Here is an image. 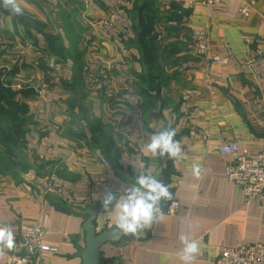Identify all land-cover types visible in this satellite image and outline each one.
Instances as JSON below:
<instances>
[{
	"label": "crops",
	"instance_id": "crops-1",
	"mask_svg": "<svg viewBox=\"0 0 264 264\" xmlns=\"http://www.w3.org/2000/svg\"><path fill=\"white\" fill-rule=\"evenodd\" d=\"M149 1L157 9L152 33L165 51L152 63L135 43L143 0H13L19 14L0 0V83L17 91L29 114V168L18 177L0 170V229L15 236L46 216L42 241L56 251L31 264H83L89 218L96 232L116 230L111 206L106 211L90 191L95 177L119 197L150 173L179 203L174 215L164 213L138 234L102 243L100 264H185V234L200 246L189 264H213L223 247L264 242V192L248 199L224 179L231 156L218 152L226 142L252 154L264 149V0ZM248 3L244 16L240 7ZM172 5L181 22L168 19ZM196 30L206 33L202 55L193 52ZM173 43L183 48L169 53ZM146 71L161 82L140 78ZM24 88L31 92L21 96ZM166 129L176 131L178 158L146 149ZM194 162L202 166L199 178L191 174ZM6 258L0 249V264Z\"/></svg>",
	"mask_w": 264,
	"mask_h": 264
},
{
	"label": "built area",
	"instance_id": "built-area-1",
	"mask_svg": "<svg viewBox=\"0 0 264 264\" xmlns=\"http://www.w3.org/2000/svg\"><path fill=\"white\" fill-rule=\"evenodd\" d=\"M84 3L88 0H82ZM220 0H205L207 5H213ZM250 3L243 4L240 12L244 16L250 13ZM206 33L203 30H196L193 33V52L199 55L207 51ZM213 62H224L219 56L212 57ZM248 66L253 64V59L247 61ZM102 76H107L104 71H100ZM37 95H41V90L35 88ZM196 136L203 133L196 132ZM218 152L231 156V162L225 166L224 179L235 184L241 193L248 199L258 197L264 192V149L257 153L239 150L235 142H226L219 146ZM58 190L60 185L57 184ZM90 191L98 193L101 200L105 193H114L112 186L101 177H95L91 180ZM179 208L177 200L172 199L163 209L168 215H174ZM46 216L42 219L27 225L19 227L17 235L13 236L14 243L8 247L0 243L7 258L2 264H31L36 258H43L44 252H54L55 247H50L43 243L45 232ZM203 252L206 248L201 249ZM213 264H264V242H243L237 246L223 247L215 255ZM120 264V263H119Z\"/></svg>",
	"mask_w": 264,
	"mask_h": 264
},
{
	"label": "clouds",
	"instance_id": "clouds-1",
	"mask_svg": "<svg viewBox=\"0 0 264 264\" xmlns=\"http://www.w3.org/2000/svg\"><path fill=\"white\" fill-rule=\"evenodd\" d=\"M14 13L19 14L21 9L13 0H8ZM175 129L162 130L153 134L146 149L152 155L178 158L181 154V146L174 139ZM201 164L194 162L191 166V174L195 178L201 175ZM172 200L169 187L150 173L136 177L134 185L125 193L117 197L111 192L104 194L102 207L108 211L111 206L110 216L115 229L123 235H136L141 230L149 228L161 220L164 215L161 201ZM191 225V221H189ZM183 244L181 259L189 264L200 251L199 243L191 239L188 234L179 237ZM0 243L11 247L14 243L13 234L9 229H0Z\"/></svg>",
	"mask_w": 264,
	"mask_h": 264
},
{
	"label": "trees",
	"instance_id": "trees-1",
	"mask_svg": "<svg viewBox=\"0 0 264 264\" xmlns=\"http://www.w3.org/2000/svg\"><path fill=\"white\" fill-rule=\"evenodd\" d=\"M150 7V1L143 0V3L137 9L138 22L134 27V31H136V47L142 52L144 58L152 63L160 59L165 51L158 46L156 35L152 33L153 25L157 17V9ZM178 10V6L172 5L169 10L170 15L168 19L181 22L183 13ZM174 44L168 46L169 50H167L169 53H174L176 50L180 51L183 48L181 46H175ZM72 55L74 73L78 74L79 56L77 54ZM141 76L140 78L148 79V83L161 82V77L157 74H152L150 71H146ZM30 92L31 90L25 88L19 90L21 96H26ZM16 94L17 91L0 83V170H4L13 177H18L19 174L29 168V163L23 154V136L29 122V114L27 105L15 99ZM98 210H101V208L96 209V211Z\"/></svg>",
	"mask_w": 264,
	"mask_h": 264
},
{
	"label": "water",
	"instance_id": "water-1",
	"mask_svg": "<svg viewBox=\"0 0 264 264\" xmlns=\"http://www.w3.org/2000/svg\"><path fill=\"white\" fill-rule=\"evenodd\" d=\"M92 218H89L83 224L85 232V248L82 252L83 264H100L99 248L102 243L113 241L122 235L117 230L96 232L91 224Z\"/></svg>",
	"mask_w": 264,
	"mask_h": 264
}]
</instances>
